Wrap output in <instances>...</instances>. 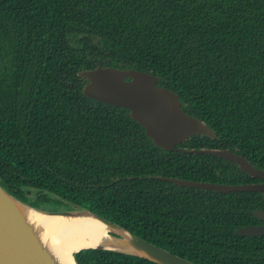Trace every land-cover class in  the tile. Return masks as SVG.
Wrapping results in <instances>:
<instances>
[{
	"label": "trees",
	"instance_id": "16d2710c",
	"mask_svg": "<svg viewBox=\"0 0 264 264\" xmlns=\"http://www.w3.org/2000/svg\"><path fill=\"white\" fill-rule=\"evenodd\" d=\"M98 64L147 71L217 136L165 150L125 107L83 94ZM229 148L264 169V0H0V183L47 210L88 208L198 264H264L257 191L220 193L156 176L241 184ZM80 264H158L106 249Z\"/></svg>",
	"mask_w": 264,
	"mask_h": 264
},
{
	"label": "water",
	"instance_id": "95a60500",
	"mask_svg": "<svg viewBox=\"0 0 264 264\" xmlns=\"http://www.w3.org/2000/svg\"><path fill=\"white\" fill-rule=\"evenodd\" d=\"M78 75L87 80L82 92L86 96L129 110L131 118L139 122L153 142L165 150L193 135L215 138V130L202 119L188 114L182 107L179 95L160 86L161 77L133 68H119L98 64L82 69ZM196 154H210L234 162L239 169L261 181L226 184L194 181L178 177L156 176L176 185L215 190L220 193L257 191L264 195V169L256 167L245 156L229 148H182ZM253 214L264 220V209ZM73 216L103 229L112 240L79 248L73 252L74 263L80 264L75 254L87 249H106L135 255L158 264H198L135 234L117 222L88 208L71 203L70 209L47 210L27 204L8 193L0 183V264H67L56 252L50 235L41 218ZM239 235L264 234V224L246 225L235 230Z\"/></svg>",
	"mask_w": 264,
	"mask_h": 264
},
{
	"label": "bare ground",
	"instance_id": "6f19581e",
	"mask_svg": "<svg viewBox=\"0 0 264 264\" xmlns=\"http://www.w3.org/2000/svg\"><path fill=\"white\" fill-rule=\"evenodd\" d=\"M50 235L53 246L67 264H75L73 252L102 240H112L110 235L85 218L73 216L44 217L40 219Z\"/></svg>",
	"mask_w": 264,
	"mask_h": 264
},
{
	"label": "flooded vegetation",
	"instance_id": "af4514ba",
	"mask_svg": "<svg viewBox=\"0 0 264 264\" xmlns=\"http://www.w3.org/2000/svg\"><path fill=\"white\" fill-rule=\"evenodd\" d=\"M264 221V220H263ZM260 224H264V223H259V224H253V225H260Z\"/></svg>",
	"mask_w": 264,
	"mask_h": 264
}]
</instances>
